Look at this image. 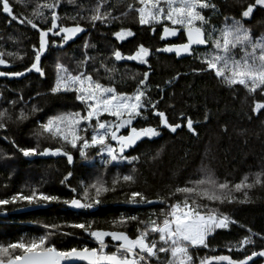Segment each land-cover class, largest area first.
Instances as JSON below:
<instances>
[{
  "label": "trees",
  "instance_id": "16d2710c",
  "mask_svg": "<svg viewBox=\"0 0 264 264\" xmlns=\"http://www.w3.org/2000/svg\"><path fill=\"white\" fill-rule=\"evenodd\" d=\"M95 2L96 0H76L74 4H68L66 0H62L57 9L64 17L61 22L71 26L74 22L66 17L76 15L81 11V7L85 10L91 8ZM128 2L134 3V0H123L119 4L116 0H109V5H115L113 15H119L126 10ZM213 2L217 5L218 11L211 14V22L220 26L226 16L240 19V13L252 0ZM9 4L13 12L23 19L31 16L35 0H27L26 6L20 0H9ZM9 19L0 3V51L5 54L3 58L9 61L8 66H0V71H24L34 60L33 46L36 48L39 46V32L27 24L15 21L9 23ZM260 20L264 22V13H261ZM79 22L85 31L65 43L63 47L53 46L51 41L59 43L60 39L56 40L51 33L49 34V48L41 56L40 66L45 73L43 77L35 71L27 72L21 77H0V93L3 96L0 98V111L4 109L12 111L10 101L19 100L20 96H23L26 105L18 103L15 106L17 112L22 107L27 111L32 105L39 109L23 122L6 121L7 128L0 129V153L10 157L0 160V199L10 200L17 193L28 194L31 188L58 196L61 201L71 199L80 191L82 184L92 182L103 168L97 160L96 149H87L89 159L85 160L81 158L78 150L71 148L70 145L47 138V134L44 136L35 134L38 124L45 122L48 117L81 110L83 107L75 99L74 93L52 95L49 92L55 82L57 60L71 70L75 68V62L83 58L85 52L97 58V66L100 59H105L110 66L117 69L114 74L117 90L128 93L133 91L136 81L142 74L145 71L149 72L150 94L153 98L159 99L161 90L163 91L164 99L160 101L158 108L166 113L169 122L180 123L182 127L175 133L170 132L158 124L159 118L150 111L146 114L147 119L137 118L134 121L135 126L158 127L161 135L151 140L144 138L126 152L140 156V162L135 165L136 183L117 184L116 191L103 194L100 198L101 204L95 205L93 209L73 212L58 201L28 204L27 201L17 200L15 203L0 205V244L44 235L49 231L45 225H67L84 221L93 222L94 229L123 230L134 237L137 234L135 221L123 227L119 225L114 227L112 221L120 216L132 215L146 219L152 211L162 206L156 203L151 206L126 203L125 193L139 191L149 199L156 200L158 194L164 195L169 187L182 186L190 177L198 176L202 168L211 170L221 181L227 179L233 184L240 182L246 174L264 169V109L259 113L252 111L255 103L264 102V95L259 90L256 93H249L239 85L229 88L209 72L193 73L192 69L201 65L191 57L178 58L172 54L157 52L156 49L164 47L166 43L159 38L161 27L156 25V32L153 33L150 26L137 22L135 12H130L127 17L109 24L97 22L95 27L86 20ZM40 26L46 28L48 25ZM248 26L254 35L256 30H259L254 19ZM120 28H130L134 36L123 41L117 40L113 33ZM86 41L89 45L94 44L95 48L89 47L86 50L84 48ZM140 44L152 50L148 57V65L140 63L137 65L131 60L115 61L110 55L117 49L125 56L133 54ZM8 52H21L24 54L23 59L8 56ZM177 74L179 78L174 80ZM133 75L135 79L130 78ZM99 76L101 83H109V80L104 78L102 69ZM206 111L207 120L204 119ZM187 118L193 120L196 135L187 130ZM46 147H60L73 156V162L69 164L63 155L25 157L19 151L21 148H36L39 152ZM160 149L163 150L156 160L148 159L145 155L155 154ZM132 166L127 162L116 166L110 165L104 172V179L110 185L117 173L126 174ZM69 172L71 176H68ZM72 188H76L77 193H73ZM248 191L250 199L247 202H239L243 200L242 190L233 193L238 198L237 201L220 206L222 212L238 223L230 225L229 229L217 230L214 238L209 237L212 250L192 249L194 255L201 257L229 255L234 259H243L253 250H264V240L260 238L264 236V187L256 186ZM248 229L260 234L253 237L255 244L244 246L242 251L235 248L229 251V245H234L249 234ZM63 231L72 235H53L49 238V243L61 250L84 245L94 247L84 242L94 240L81 230L64 227ZM106 239L110 241V238ZM255 264H264V258L257 260Z\"/></svg>",
  "mask_w": 264,
  "mask_h": 264
},
{
  "label": "snow or ice",
  "instance_id": "6c2138e0",
  "mask_svg": "<svg viewBox=\"0 0 264 264\" xmlns=\"http://www.w3.org/2000/svg\"><path fill=\"white\" fill-rule=\"evenodd\" d=\"M26 6L27 0H20ZM62 0H35L30 17L21 19L16 15L9 0H3L2 8L10 19L19 24H27L39 32V46H33L34 60L24 71H0V77H21L27 72L35 71L41 77L45 75L41 64V56L49 46V34L60 37L59 43L53 40V46L63 47L65 43L73 40L85 28L79 22L86 20L95 27L97 22L109 24L112 21L127 17L130 12L136 13L140 25H148L153 33L156 25L162 29L160 39L167 41L157 52L175 54L176 57L187 56L199 62L201 67L193 68L192 72L199 74L211 73L221 84L234 88L242 86L249 93L257 90L264 95V35H254L243 22L251 18L254 9H264V0H252L240 13V19L225 17L223 23L217 26L211 22V14L218 11L213 0H134L126 4V10L119 15H113L115 5H109V0H96L88 9L77 12L76 15L66 17L74 23L71 26L62 23V17L57 9ZM76 0H66L74 4ZM123 0H116L122 3ZM105 5H109L105 7ZM207 13V14H206ZM47 24L46 28L40 25ZM113 35L117 40L123 41L134 36L130 28H120ZM176 38L171 40L169 38ZM11 39V37H10ZM95 48L86 41L84 48ZM152 54L149 47L140 44L133 54L125 56L120 50H114L110 55L115 61L131 60L148 65V57ZM4 52L0 51V65L8 66L9 61L4 59ZM8 56L23 59L21 52H8ZM91 65V66H90ZM56 77L54 85L49 89L52 95L74 93L75 99L83 106L81 110L62 112L47 118L38 124L37 136L66 143L77 149L81 158L88 160L87 149H96V156L100 158L103 166L95 179L81 185L71 199H64L55 195L38 192L31 188L28 194L17 193L11 199H0V205H7L17 200L27 201L28 204L45 201L62 202L64 205L77 210H90L101 204V196L108 192H115L117 184L136 183V164L140 156L126 154L129 149L144 138L151 140L161 135L158 127L134 125L137 118L147 119L150 111L158 117V124L175 133L181 128L180 123L169 122L166 113L158 108L164 99L163 91L159 99L150 94L148 84L149 72L145 71L131 93L118 91L115 86L117 69L110 66L105 59L97 58L85 52L82 59L75 62V68L69 69L57 60L55 64ZM103 70L104 78L108 84L101 83L99 76ZM95 74V78H94ZM135 79V76H131ZM179 74L173 79H178ZM172 83V81H168ZM159 88V86H157ZM0 98H3L0 93ZM18 103H25L23 96L19 100H12V111H0V129L7 128V122H23L32 113L39 111L32 105L27 111L24 107L16 111ZM172 107L173 105H169ZM264 109V102L255 103L253 113ZM111 118V119H109ZM208 119V112L204 114ZM186 125L189 131L195 134L193 120L187 118ZM126 130V131H122ZM227 131V129H224ZM114 142V143H113ZM14 143V142H13ZM163 149L155 154H145L148 159L156 160ZM19 151L25 156L36 155H63L67 162H73V156L60 147L21 148ZM10 159L7 154L0 153V160ZM95 159V157H93ZM127 162L133 165L126 174L117 173L110 182L104 179V172L108 166H116ZM147 162V161H146ZM71 176V173H68ZM251 177V178H250ZM67 179V177H65ZM63 183V181H62ZM256 186L264 187V169L243 176L240 182L231 183L227 179L221 181L211 170L202 168L195 178L187 179L182 186L169 187L164 195L157 196L156 200L149 199L139 191L125 193L126 203L159 204L158 210L152 211L146 219L136 215L120 216L112 221V225L123 227L131 221L137 224V234L131 237L123 230L94 229L91 221L74 222L67 225H45L49 229L44 235L28 239H19L15 242L0 244V264H249L254 257L264 258V250L251 251L243 259H234L229 255H194L192 249L204 248L212 250L209 237L215 236L217 230L229 229L230 225L238 222L220 210L225 203L237 201L234 192L243 190V200L247 202L249 191ZM175 197V199H173ZM79 229L93 238L96 246L73 247L67 250L58 249L49 243L53 235H72L63 231V228ZM243 227V225H241ZM248 235L243 236L233 248L244 250L246 245H254L253 237L260 234L248 229ZM106 238H110V241ZM264 240V236H260ZM163 254V255H162ZM253 264L255 262L253 261Z\"/></svg>",
  "mask_w": 264,
  "mask_h": 264
},
{
  "label": "flooded vegetation",
  "instance_id": "af4514ba",
  "mask_svg": "<svg viewBox=\"0 0 264 264\" xmlns=\"http://www.w3.org/2000/svg\"><path fill=\"white\" fill-rule=\"evenodd\" d=\"M261 13H264V9H260L259 7H257L256 9H254V12H253V15L251 16V18H246V19H244V21H243V22L245 23V25L248 26L249 22H251L253 19L256 20V25L259 26V30H256L255 35H257V34L264 35V22L260 20V15H261ZM262 25H263V26H262ZM248 27H249V26H248ZM54 39L58 40V39H60V37H54ZM169 39H171V40H175L176 38L173 37V38H169ZM164 42H167V41L164 40ZM168 54H170V53H168ZM183 57H184V56H183ZM131 62H133V63L139 65V63L136 62V61H131ZM0 66H1V67H6V66H4V65H0ZM133 123H134V122H133ZM122 131H126V130H122ZM138 142H139V141H138ZM138 142H137V143H138ZM113 143H114V142H113ZM130 149H131V148L126 149V152L129 151Z\"/></svg>",
  "mask_w": 264,
  "mask_h": 264
},
{
  "label": "water",
  "instance_id": "95a60500",
  "mask_svg": "<svg viewBox=\"0 0 264 264\" xmlns=\"http://www.w3.org/2000/svg\"><path fill=\"white\" fill-rule=\"evenodd\" d=\"M3 2V0H0V3H2ZM48 48H49V46H48ZM48 50V49H47ZM172 55H175V54H172ZM181 57H183V56H181ZM193 127H194V122H193ZM186 128H187V125H186ZM187 130H188V128H187ZM189 131V130H188ZM191 134H193V132H191V131H189ZM193 135H196V133L195 134H193ZM134 147V146H133ZM132 148V147H131ZM151 205H153V204H147V206H151ZM67 208L68 209H70L71 211H73V212H78V211H80V210H77V209H72V208H70V207H68L67 206ZM260 259H263V258H261V257H254L253 258V261L254 262H256L257 260H260ZM253 261H250L249 262V264H253ZM78 264H83V262H78Z\"/></svg>",
  "mask_w": 264,
  "mask_h": 264
},
{
  "label": "built area",
  "instance_id": "2783aa9c",
  "mask_svg": "<svg viewBox=\"0 0 264 264\" xmlns=\"http://www.w3.org/2000/svg\"><path fill=\"white\" fill-rule=\"evenodd\" d=\"M84 242H88V243L92 244L93 246H96L95 241H84Z\"/></svg>",
  "mask_w": 264,
  "mask_h": 264
},
{
  "label": "rangeland",
  "instance_id": "374dc122",
  "mask_svg": "<svg viewBox=\"0 0 264 264\" xmlns=\"http://www.w3.org/2000/svg\"><path fill=\"white\" fill-rule=\"evenodd\" d=\"M109 119H111V118H109ZM97 160H99L100 161V158L97 156ZM86 244H90V243H86Z\"/></svg>",
  "mask_w": 264,
  "mask_h": 264
}]
</instances>
